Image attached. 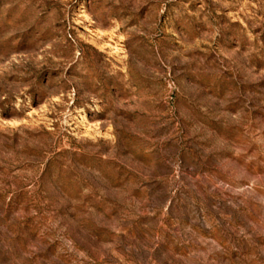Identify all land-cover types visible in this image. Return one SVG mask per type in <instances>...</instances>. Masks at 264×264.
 I'll list each match as a JSON object with an SVG mask.
<instances>
[{
	"label": "rangeland",
	"instance_id": "1",
	"mask_svg": "<svg viewBox=\"0 0 264 264\" xmlns=\"http://www.w3.org/2000/svg\"><path fill=\"white\" fill-rule=\"evenodd\" d=\"M0 264H264V0H0Z\"/></svg>",
	"mask_w": 264,
	"mask_h": 264
}]
</instances>
